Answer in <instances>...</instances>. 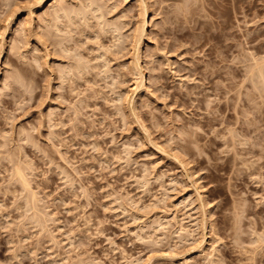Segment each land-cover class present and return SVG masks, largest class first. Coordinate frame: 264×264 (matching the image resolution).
<instances>
[{
  "label": "rangeland",
  "instance_id": "374dc122",
  "mask_svg": "<svg viewBox=\"0 0 264 264\" xmlns=\"http://www.w3.org/2000/svg\"><path fill=\"white\" fill-rule=\"evenodd\" d=\"M100 1L68 24L53 0H0V264H264V97L246 75L264 0H145L148 94L130 104L141 7Z\"/></svg>",
  "mask_w": 264,
  "mask_h": 264
},
{
  "label": "bare ground",
  "instance_id": "6f19581e",
  "mask_svg": "<svg viewBox=\"0 0 264 264\" xmlns=\"http://www.w3.org/2000/svg\"><path fill=\"white\" fill-rule=\"evenodd\" d=\"M86 1H87L86 3L83 2V4L80 6H77L76 3L75 4L70 3L71 4L70 6H68L69 4L66 6V5H64V3H62V1L59 2V0H53V2L50 4V7L54 8L53 9L54 10L53 11V20L56 21L55 23H59L60 19L64 18L68 22V24H70L74 18H81V19L83 18L84 19L83 21H85V19L87 20V18H88L87 16L92 14V12H93V14H92L93 18H95L97 20L99 18L103 17L102 4H101L100 0H86ZM44 2H45V0H44ZM138 2L140 5L139 7H141L140 13H139L140 18L136 22V25H135L134 29L132 30V33L130 34V40H129V46L131 47L132 55H131V60H130L128 69L131 73V79L133 81V83H132L133 88H132L131 93L134 96L132 98L129 96L131 98L130 100L125 99V101L127 100L128 103L133 102L135 99V96L137 94L138 95L148 94V89H147V86L145 84V70H146V68L141 65L142 45L144 43V39H146L148 37V33H147V29H146V26H147L146 18H147V13H148V11H147L148 6L145 5V0H138ZM35 4H36V9H37V8L42 7V5L44 3H40V0H36ZM97 12H98V15H94ZM31 13L35 14L34 10L31 11ZM105 25L106 26H103L102 28H105V27L107 29L109 28L108 30L111 31L113 38H115L117 41H120V39L122 37V34L120 32L121 28L114 23H112V24L111 23L110 24L105 23ZM7 27H8V25H7ZM114 33H115V35H114ZM118 45L119 44H117V46ZM104 54H106V51H104ZM113 56H111L112 58L111 57L108 58V56H107V58L104 60V62H105L104 66L108 65L111 59L116 58L115 56L114 57ZM76 61H77L76 62L77 64L75 66H73V67L65 66L64 68H62L61 74H60V77L62 79H64L68 75L77 77L78 75H81L84 72V70L86 68V63H82L81 62L82 60L78 56H77ZM247 69H246V71L248 73V74H246V75H248L247 78L251 81V84L253 83L254 86L256 85V87L254 89L257 88V90H258V87H259V92H260V90H262L259 97H262V96L264 97V58H262L261 60L254 59L253 64L252 65L250 64V67ZM107 71H108V69L104 71V74ZM16 75H14V76L16 77V80L17 79L20 80V82H18V80H17V82L20 84L23 80L21 78H17L18 75L17 76ZM11 76H10L11 78L14 77L13 75H11ZM21 84H23V83H21ZM237 95H239V93ZM125 98H128V97H125ZM130 110H131V108H130ZM206 125L210 126V127L212 126L209 119H206ZM225 130H226V132L224 130H216V131L214 130L213 132H215V133H213V134H214V136L222 134V137H224V136L227 137V134H229L228 135L229 138L224 137V140L226 139V143L231 145V142L233 143L232 139L234 137L233 129L230 127H226ZM182 148H185V147L182 146ZM16 166H17V164L14 167H16ZM14 167H13V169H14ZM14 171H15V177H17V179L21 182L22 186L25 189H27L30 185L28 184V182L25 178L24 169L23 168L20 169L17 166V168ZM13 178H14V176H13ZM28 190H29V188H28ZM29 203H31V201Z\"/></svg>",
  "mask_w": 264,
  "mask_h": 264
},
{
  "label": "snow or ice",
  "instance_id": "6c2138e0",
  "mask_svg": "<svg viewBox=\"0 0 264 264\" xmlns=\"http://www.w3.org/2000/svg\"><path fill=\"white\" fill-rule=\"evenodd\" d=\"M40 3H44V0H40Z\"/></svg>",
  "mask_w": 264,
  "mask_h": 264
}]
</instances>
